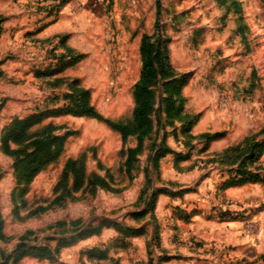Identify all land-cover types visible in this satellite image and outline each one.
Instances as JSON below:
<instances>
[{"label": "rangeland", "instance_id": "obj_1", "mask_svg": "<svg viewBox=\"0 0 264 264\" xmlns=\"http://www.w3.org/2000/svg\"><path fill=\"white\" fill-rule=\"evenodd\" d=\"M144 35L188 75V132L163 105L126 172L117 132L48 113L29 132L55 126L64 151L18 184L6 129L62 107L74 81L103 118L131 121ZM70 159L109 187L70 177L65 193ZM0 224V264H264V0H0Z\"/></svg>", "mask_w": 264, "mask_h": 264}, {"label": "trees", "instance_id": "obj_2", "mask_svg": "<svg viewBox=\"0 0 264 264\" xmlns=\"http://www.w3.org/2000/svg\"><path fill=\"white\" fill-rule=\"evenodd\" d=\"M68 53H72L67 49ZM161 53L159 44L151 42L148 35H144L140 44L141 72L138 81L133 86L134 106L132 119L129 122H114L103 118L90 102L89 92L77 86V82L72 83V91L63 98L66 103L62 107L32 114L22 120L16 118L8 126L2 139L4 152L13 159V168L18 184H28L44 167L58 161L64 151V144L69 134L63 137L54 134L56 127L49 124L40 131L31 133L29 130L35 124L40 123L41 117L46 114L52 116L60 114H70L76 117H88L105 123L112 130L117 132L123 143V156L125 158L123 168L126 172L135 167L136 155L143 146L144 141L150 138L154 132L155 125L159 123L156 115L164 105L166 117L176 122L182 123L183 134L187 133L191 126V115L183 110L182 89L188 78L187 74H178L168 63ZM162 56V57H161ZM74 59L70 58V63ZM203 137H213L204 134ZM218 136V135H215ZM130 138H135V147H126ZM11 143H15L17 148H12ZM262 147V146H261ZM237 149V148H233ZM171 152V149L164 143V140L157 145L155 159ZM241 158V156H239ZM245 159H241L238 168L243 167ZM239 171V170H238ZM72 179V191L77 192L92 186L108 188L109 184L102 177L88 176L82 161L68 160L65 163L62 182L64 192L68 179ZM244 179L245 178H241ZM231 185L235 180L230 181ZM154 195L151 196V203ZM1 226V224H0ZM124 234L136 233L132 227L119 229ZM33 251H40L39 256L48 255V249L32 248Z\"/></svg>", "mask_w": 264, "mask_h": 264}]
</instances>
